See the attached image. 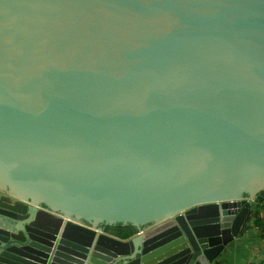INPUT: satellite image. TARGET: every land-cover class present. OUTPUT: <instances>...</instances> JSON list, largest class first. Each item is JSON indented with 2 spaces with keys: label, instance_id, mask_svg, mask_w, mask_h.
<instances>
[{
  "label": "water",
  "instance_id": "obj_1",
  "mask_svg": "<svg viewBox=\"0 0 264 264\" xmlns=\"http://www.w3.org/2000/svg\"><path fill=\"white\" fill-rule=\"evenodd\" d=\"M263 186L264 0H0V264H212Z\"/></svg>",
  "mask_w": 264,
  "mask_h": 264
},
{
  "label": "crops",
  "instance_id": "obj_2",
  "mask_svg": "<svg viewBox=\"0 0 264 264\" xmlns=\"http://www.w3.org/2000/svg\"><path fill=\"white\" fill-rule=\"evenodd\" d=\"M262 204L264 202L259 205ZM263 213L259 212L258 216L262 217ZM247 224L248 228L241 241L233 240L226 245L212 264H261L264 258V224L255 225L254 210L250 212Z\"/></svg>",
  "mask_w": 264,
  "mask_h": 264
},
{
  "label": "trees",
  "instance_id": "obj_3",
  "mask_svg": "<svg viewBox=\"0 0 264 264\" xmlns=\"http://www.w3.org/2000/svg\"><path fill=\"white\" fill-rule=\"evenodd\" d=\"M262 181H258L254 184L255 187L262 186ZM262 202H264V197L262 198ZM44 207V205H43ZM264 211V204L259 205L256 210H254V222L257 226H263L264 224V215L262 217H259V212ZM264 214V213H263ZM80 222L87 224L86 221L80 220ZM99 227L105 232L110 235H113L120 239H128L131 236L135 235L137 233V227L134 226L131 222H115L112 224H105L101 223L99 224Z\"/></svg>",
  "mask_w": 264,
  "mask_h": 264
},
{
  "label": "built area",
  "instance_id": "obj_4",
  "mask_svg": "<svg viewBox=\"0 0 264 264\" xmlns=\"http://www.w3.org/2000/svg\"><path fill=\"white\" fill-rule=\"evenodd\" d=\"M261 264H264V258H263V260H262Z\"/></svg>",
  "mask_w": 264,
  "mask_h": 264
},
{
  "label": "flooded vegetation",
  "instance_id": "obj_5",
  "mask_svg": "<svg viewBox=\"0 0 264 264\" xmlns=\"http://www.w3.org/2000/svg\"><path fill=\"white\" fill-rule=\"evenodd\" d=\"M264 187V186H263Z\"/></svg>",
  "mask_w": 264,
  "mask_h": 264
}]
</instances>
